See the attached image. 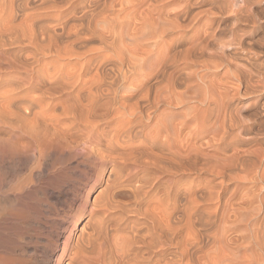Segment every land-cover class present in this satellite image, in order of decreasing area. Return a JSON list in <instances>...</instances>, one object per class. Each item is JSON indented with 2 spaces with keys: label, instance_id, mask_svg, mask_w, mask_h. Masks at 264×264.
<instances>
[{
  "label": "bare ground",
  "instance_id": "obj_1",
  "mask_svg": "<svg viewBox=\"0 0 264 264\" xmlns=\"http://www.w3.org/2000/svg\"><path fill=\"white\" fill-rule=\"evenodd\" d=\"M170 1L0 0V264H264V51L239 47L264 41L261 3ZM223 68L237 93L212 126Z\"/></svg>",
  "mask_w": 264,
  "mask_h": 264
},
{
  "label": "rangeland",
  "instance_id": "obj_2",
  "mask_svg": "<svg viewBox=\"0 0 264 264\" xmlns=\"http://www.w3.org/2000/svg\"><path fill=\"white\" fill-rule=\"evenodd\" d=\"M178 1H179V2H178ZM218 1H219V2H218L219 4H217L218 6H222L223 4L226 5V2H227V1H224V0H218ZM260 1H261V2H260ZM260 1L258 0L257 2L261 3V5H260V4L258 5V3H257L258 6L255 5V6H252L251 8H252L253 13L255 12V13H254L255 15H256V13H257L256 16H260V17H261L262 20H261V19H260V20L262 21L261 23H262L263 26H264V1H262V0H260ZM172 2H173V5H172ZM176 2L179 3V4H178L179 6H180V4L182 5V3H181L180 0H175V1L171 0V1H170L171 5H170V3H169V5H168V6H170L171 8H170V7H167V10L169 11V13L171 12V14H173V13L175 12V11H173L174 9L172 10V8H174V6L177 5ZM262 2H263V3H262ZM174 3H175V5H174ZM228 3H229V2H227V4H228ZM217 5H216V6H217ZM228 5H229V4H228ZM259 6H260V8H259ZM204 7H206L205 10H209L212 6L210 7L209 5H204ZM204 7H203V6H199L197 9H199V10L201 11V10H204V9H203ZM208 7H209V9H208ZM253 7H254V8H253ZM201 8H202V9H201ZM257 8H258V9H257ZM177 9H178V6L175 7V10H177ZM172 12H173V13H172ZM258 14H260V15H258ZM225 17H226V16H225ZM257 18H259V17H257ZM227 25H229L228 27L231 28V27H230V25L232 26V24H231V20L227 23ZM262 31H263V30H262ZM246 32H249V33H248V34L245 33V35L247 34V35H249V36H247V35H246V36L244 35L245 37L243 36V40H244V41H243V45H242V46H239V47H241V48L244 47L245 49L248 50L249 45H251L252 48L255 47V48H253V49H256V47L259 48V50H258V48H257L255 51L252 49L254 52H258V51H260V48H261V50L264 51V45H263V44H264V41H263V39H262V34H263V33H262V32H257V33H255V34H252L251 29H250V30H249V29L246 30ZM250 33H251V34H250ZM259 34H260V35H259ZM251 35H252V36H251ZM259 36H261V37L259 38ZM174 37H175V36H174ZM246 37H247V38H246ZM172 38H173V36H172ZM257 38H258V39H257ZM251 39H252V40H251ZM260 39H261V40H260ZM167 40H168V41H171V38H170V40H169V38H167ZM167 40H166V41H167ZM226 40H227V39H226ZM247 41H248V42H247ZM249 41H252V42H250V44H249ZM253 41H254V42H257V43H254ZM246 42H247V43H246ZM169 43H170V42H168L167 44H169ZM245 43H246L248 46H247V45L245 46ZM253 43H254V45H252ZM98 44H99V43H97V42H93V43H92V42H88L86 45H87L88 47H90V48H97V47H99ZM167 44L164 43V45H163L164 47L161 46V47L159 48V50H161V53H163L164 55H165V54L167 55V53L169 52V49H170V46H169L170 44H169V45H167ZM259 44H260V45H259ZM182 45H183L184 47H182ZM182 45H181V46H178L177 49H179V47H181L179 50L182 49L183 51H185V49L187 48V46L184 45V44H182ZM255 45H256V46H255ZM91 46H92V47H91ZM165 46H166V47H165ZM167 46H169V49L167 48ZM251 46L249 47V50H250ZM259 46H261V47H259ZM185 47H186V48H185ZM234 47H235V50H236V48H237V53H238V51L240 50V53H239L240 55H239V56L242 57V55L244 54V53H242L243 50L241 51V48H238V45H237V47H236V46H234ZM262 47H263V49H262ZM184 48H185V49H184ZM244 48H243V49H244ZM166 49H167V50H166ZM164 50H165V51H164ZM252 50H251V51H252ZM234 52H235V51H234ZM166 55H165V56H166ZM162 57H163V56H162ZM162 57H161V58H162ZM183 57H184V56H183ZM66 62H68V61H66ZM73 63H74V62H72V63L70 64L71 66H69V69H67V71L70 70V69H72V65H73ZM182 64H183L185 67H184ZM187 65H189V66L191 65L192 67H191V66H190V67L188 66V67L190 68V69L188 70V68H186ZM194 66H196V67H194ZM180 67H181V70H180ZM183 67H184L185 69H184ZM182 69H183V70H182ZM191 69H194V71H198V69H200V68H199V66L197 67V65H194V64H191V63H189V64L186 63V64H185V63L182 62V63L179 65V67H177V68H171V70H169V71L172 72L173 70H175L174 72H175L176 74H174V72H172V73H173L175 76H178V75H181V74H185V72L190 73V70H191ZM196 69H197V70H196ZM223 69H224V70H223ZM223 69H220L219 72H218V70H217V71H212V72L209 73V75H210V76H209V79H210V80H213V79H214V82H220V81H221V82H222V81L225 82V81H226L225 83H223V82H222V83H219V84H218V83H215L216 86H217V87H216L217 89L214 90V94H215L216 96L213 95V100H217V102H218V101H219L218 99L221 98L220 100H222V101H219V102H218L219 104H217V102L214 101V105L217 106L216 109H215V111H216V110H217V111H216V112L214 111V114H213V116H212L213 118H212V121H211V123H210L211 125H212V123H214V121H215L214 119L216 118V115L221 114V113H222V115H223V113H224V112H221L222 109H221V107H220L219 105H221V106H226V105H227V106H228V104H229V102H230V101H228V100H231V99H230V98H231V95H232V94L236 95V93H237V89H236V88H237V85H238L237 82H235V79L233 78L232 75H229L230 77L232 76L231 78L228 77V76L226 75V74H227V73H225V72L227 71L226 68H223ZM225 69H226V70H225ZM179 70H180L181 72H180ZM183 71H184V72H183ZM188 71H189V72H188ZM201 71H202V70L200 69V71H198V72L200 73ZM222 71H223V72H222ZM224 71H225V72H224ZM191 72L193 73V70H192ZM213 72L216 73L215 76H213V75H214ZM178 73H181V74H178ZM202 73H203V72H201L200 74H202ZM219 73H220V74H219ZM190 74H191V73H190ZM203 74H205V72H204ZM203 74H202V75H203ZM211 74H212V75H211ZM229 74H230V73H229ZM221 76H222V77H221ZM137 77H138V80H139V79H143V78H142V75H141V76H135V79H137ZM139 77H140V78H139ZM220 77H221V79H220ZM212 78H213V79H212ZM222 78H223V79H222ZM232 78H233L234 80H233ZM218 80H220V81H218ZM232 80H233V81H232ZM131 82H132V83H131ZM136 82H137V81H136ZM136 82H135V84L137 85V84L139 83V81H138L137 83H136ZM232 82H233V83H232ZM128 83H129V85H128V84H127V85H126V84H124V85L122 84V85H121V88H135L134 81H133V78H132V77L130 78V81H129ZM231 83H232V85H231ZM131 84H132V85H131ZM217 84H218V85H217ZM222 84H223V85H222ZM224 84H226V85H225V88H224ZM236 84H237V85H236ZM196 85H197V86H196ZM201 85H202L201 83H200V84H199V83H198V84H194V86H195L194 89H195V90L192 89L193 86H191V89H192L193 91H195V92H196V90H198L197 92H199V90H201V88H205V86H203V85H202L201 88H199V86H201ZM128 86H129V87H128ZM221 86H222V87H221ZM226 86H228V87H226ZM182 87H183V89L185 88L184 86H182ZM182 87H181V88H182ZM196 87H198V89H197ZM220 87H221V88H220ZM179 88H180V86H179ZM226 88H227V90H226ZM229 88H230L231 90H230ZM216 91H217V92H216ZM229 91H230L231 94L229 93ZM232 91H233V92H232ZM191 92H192V91L189 90V93H191ZM195 92H192L191 94H192L193 96L196 97V93H195ZM215 92H216V93H215ZM222 92H224V93H228L229 97H228V95L223 94ZM193 93H195V94H193ZM218 93H219V94H218ZM191 94H189V95H191ZM197 95H198V93H197ZM200 95H203V93H201V91H200ZM200 95H198V98L200 97ZM217 95H218V96H217ZM225 95H226V96H225ZM234 95H232V97H234ZM214 97H216L217 99H214ZM224 97H225V98H224ZM227 97H228L229 99H228ZM223 98H224L225 101L223 100ZM243 98H244V97L241 95V99H242L244 105L246 106L247 103H245V102L247 101V99H246V98L243 99ZM226 100H227V101H226ZM244 100H245V101H244ZM190 102H191V103H190ZM196 102H197V100H190L186 105H184V106H180V107H178V109H173V108H169V107H162V108H163V109H165V108L167 109V108H168V109H167V112L173 110L174 112L176 111L175 113H180L181 115L189 113V112H190V111H189V110H190L189 108H190V107H193V106H196V105H198V104H199L200 106H203V107H201L202 110L205 109V108H204V107H205L204 104H202L201 102H200V103H199V102L196 103ZM220 102H221V104H220ZM226 102H227V103H226ZM215 103H216V104H215ZM244 105H243V104H240V106H241V107H240V112H239L240 115H239V114H238V115H239L240 118H241L242 116H245V117H242V119H244V121H245V120H247V118H248V120H247L246 122H248V121L250 122L251 118H253V116L251 117L250 115H251V114L253 115V113H255L256 111H255V110H252V111H251V109H247V108H245ZM218 106H219V108H218ZM247 107H248V105H247ZM170 109H171V110H170ZM241 109H242V110H241ZM168 110H169V111H168ZM243 110H244V111H243ZM248 110H249V111H248ZM188 111H189V112H188ZM242 111H243V112H242ZM259 111H260V110H259ZM218 112H219V113H218ZM216 113H217V114H216ZM180 114H179V115H180ZM241 115H242V116H241ZM183 116H184V115H183ZM214 116H215V117H214ZM249 117H250V119H249ZM242 119H241V120H242ZM258 122H260V119H258ZM213 125H214V124H213ZM213 125H212V126H213ZM151 128H153V123L150 125V127L148 128V130L151 129ZM152 130H153V129H152ZM152 130H151V131H152ZM255 131H256V130H255ZM190 133H191V132H188V131H187L185 135L188 137V136L190 135ZM186 136H185V137H186ZM210 137H212V135H210V134H209V135L206 134L205 136L202 135V136H197V137H196V139H195V143L197 144L198 147H200V146L202 147V148L200 147V148L202 149L201 152H204L205 154H209V153H210L209 155L212 154V155H215V156H218V157L222 156V158H223L224 156L226 157V156H230V155L234 154L233 152H231L232 149H230L229 151H228V150H227V151H226V150H225V151H222V149L219 147V145H216V144H218V143L213 144V146L211 145L212 148H210L211 146L207 144V140H209ZM260 138L264 139V134H263V133L260 135ZM170 142H171V143L168 144V145H170V146H168L167 143H166V148H167V149L172 150V149H174V148H178V147H179V143H177V141L175 142L174 139H172ZM260 143H261V144H260V146H258V147H261V146H262V148L264 149V143H263V142H260ZM206 144H207V146H206ZM171 145H172V146H171ZM203 145H205V146H203ZM167 146H168V147H167ZM247 146H248V145H245V147H244V145H242V146H240L239 149H240L241 151H243L242 149H245V150H246V149H248V147H249V148H250V147H251V148H252V147H253V148L255 147L254 145H249L248 147H247ZM171 147H172V149H170ZM241 147H242V149H241ZM214 148H215V150H214ZM201 149H200V150H201ZM185 150H186V149H185ZM210 150H211V151H210ZM205 151H206V152H205ZM221 151H222V152H221ZM233 151H234V150H233ZM217 154H218V155H217ZM199 174H200V172H199V173L197 172L196 174H195V172H194V173H191V172H190L189 175H188L187 177H185V179L190 178L189 176H191L192 178H193L194 176L197 177ZM205 176H206V177H211V176H209L208 174H202V175H201V178L204 179V178H206ZM195 177H194V178H195ZM187 181H190V180H187ZM185 183H186V182H185ZM71 184H74V182L71 181ZM189 185H190V184H188V185L185 186V187L187 188V187H189ZM238 186H239V187H238ZM233 187H234V188H233ZM236 187L238 188V192L236 193V195L234 196V198H233L232 200H229L230 195L233 193V192H231V190L234 191L233 189H237ZM242 188H243V183H241V182H237V181H235V182L230 183V184H229V190H228V191H230L231 193H230V194L228 193V195L225 197V199L223 200V204H224V205H222V206L225 207V204H227L228 206L230 205L229 207L232 206V208L235 207V206H238V205L240 204V202H241V201H239V198L241 197V194L243 193V189H242ZM238 193H239V194H238ZM126 195H127V194L125 193L124 196H123V198L125 197V198H124L125 200L128 199V198H126V197L129 196V194H128L127 196H126ZM228 196H229V198H228ZM236 197H237V198H236ZM226 199H227V200H226ZM229 201H231V202L228 203ZM233 201H234V202H233ZM237 201H238L239 203H237ZM205 207H207V208H209V207L212 208V207H213L212 209L215 210V209L218 207V204H216V203L213 204V205L206 204ZM218 209L220 210V207H218ZM219 215H220V212H219ZM233 219H234V217H233ZM228 225H229V226H228ZM230 225H231V223L227 224L226 227L229 228ZM228 235H229V239H237V238H238V236L236 235V233H234L233 231H231ZM232 236H233V237H232ZM208 245H209L210 248H212V244H211V243H208ZM236 250H237V252H238V255H239V253H240L239 256H242V257H243V255L246 253L243 249H236ZM243 252H244V253H243ZM241 254H242V255H241Z\"/></svg>",
  "mask_w": 264,
  "mask_h": 264
}]
</instances>
